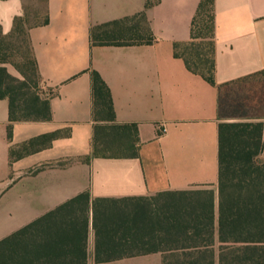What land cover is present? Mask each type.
<instances>
[{"label":"crops","instance_id":"0c3cea01","mask_svg":"<svg viewBox=\"0 0 264 264\" xmlns=\"http://www.w3.org/2000/svg\"><path fill=\"white\" fill-rule=\"evenodd\" d=\"M146 1L46 0L48 23L32 25L27 0H0L5 35L23 18L52 109L51 120L16 122L9 140L10 101L0 99V240L85 191L120 198L216 190L220 122L264 123V0H214L216 85L174 54L176 42L190 40L201 0H161L149 8L151 45L92 46L93 26L141 13ZM92 70L110 87L118 122L138 125L140 156L93 157L28 173L47 162L93 155ZM61 129L71 135L29 153L18 149L22 157L11 162L12 147ZM95 247L91 230L88 264H163L162 253L97 263Z\"/></svg>","mask_w":264,"mask_h":264},{"label":"trees","instance_id":"16d2710c","mask_svg":"<svg viewBox=\"0 0 264 264\" xmlns=\"http://www.w3.org/2000/svg\"><path fill=\"white\" fill-rule=\"evenodd\" d=\"M160 2L147 0L141 13L93 26L92 46L155 43L147 10ZM48 21L45 17L44 23ZM22 25L23 18L17 19V26ZM215 30L214 0H201L190 40L174 44L175 57L212 85L217 84ZM0 34H4L1 25ZM30 54L32 71L41 80L31 48ZM23 75L21 80L0 65V99L10 101L9 140L18 121L52 119L50 98L31 92L28 73ZM91 76L96 122L93 155L47 162L28 173L90 163L93 157L140 156L138 125L118 122L110 87L99 72L92 70ZM71 132L57 130L12 147L11 162L22 157L18 149L29 153ZM218 139L217 191L200 186L120 198H93L85 191L1 239L0 264H88L91 230L96 236L97 263L162 253L163 264H264V123L222 121Z\"/></svg>","mask_w":264,"mask_h":264},{"label":"rangeland","instance_id":"374dc122","mask_svg":"<svg viewBox=\"0 0 264 264\" xmlns=\"http://www.w3.org/2000/svg\"><path fill=\"white\" fill-rule=\"evenodd\" d=\"M30 13L34 18L30 24H40L45 20V2L46 0H27ZM30 40L25 25L17 26L13 32L8 35L0 34V59L6 62L0 63L15 77L24 80L23 71L28 73V87L33 93H39L41 96L46 94V88L41 80L32 71L33 57L30 54ZM264 155L262 156V160ZM217 190V189H216ZM149 264H153L149 261Z\"/></svg>","mask_w":264,"mask_h":264}]
</instances>
